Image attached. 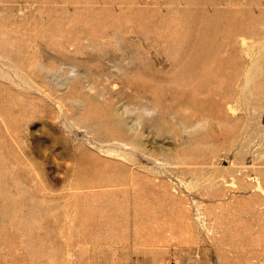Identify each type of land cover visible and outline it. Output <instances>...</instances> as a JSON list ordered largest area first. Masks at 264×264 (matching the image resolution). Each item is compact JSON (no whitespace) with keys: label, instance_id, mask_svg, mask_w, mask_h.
<instances>
[{"label":"rangeland","instance_id":"1","mask_svg":"<svg viewBox=\"0 0 264 264\" xmlns=\"http://www.w3.org/2000/svg\"><path fill=\"white\" fill-rule=\"evenodd\" d=\"M0 264H264V0H0Z\"/></svg>","mask_w":264,"mask_h":264},{"label":"bare ground","instance_id":"2","mask_svg":"<svg viewBox=\"0 0 264 264\" xmlns=\"http://www.w3.org/2000/svg\"><path fill=\"white\" fill-rule=\"evenodd\" d=\"M220 71H221V70H220ZM220 71H219V73H221ZM260 188H261V186H260ZM262 188H263V187H262ZM261 190H262V189H261Z\"/></svg>","mask_w":264,"mask_h":264}]
</instances>
